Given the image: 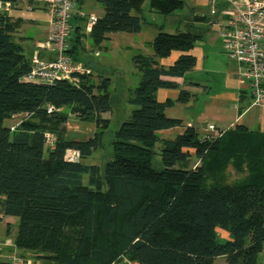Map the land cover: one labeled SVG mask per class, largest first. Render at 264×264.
<instances>
[{"label":"trees","instance_id":"16d2710c","mask_svg":"<svg viewBox=\"0 0 264 264\" xmlns=\"http://www.w3.org/2000/svg\"><path fill=\"white\" fill-rule=\"evenodd\" d=\"M23 1L29 0H0L11 6ZM94 1L104 12L88 34L95 47L108 34H138L145 1L162 15L184 4ZM5 13L0 12V221L17 220L19 250L50 264H114L121 257L131 264H214L219 257L225 264H262L264 132L238 125L216 129L215 136L200 137L193 127L172 140L156 135L183 127L181 120L165 115L173 102L160 103L156 94L179 90L195 66L189 52L200 36L159 31L151 43L152 55L132 58L140 80L127 102L136 109L114 132L113 158L101 173L98 165L84 160L103 146L109 120L102 115L111 111L110 79L100 77L95 84L83 76L78 87L67 81H26L31 62L15 40L17 22ZM81 36L69 40L67 55L73 61ZM173 52L181 55L171 66L159 64ZM188 100L189 93L180 91L178 101ZM49 106L54 111L48 113ZM21 114L28 118L15 130L4 125ZM70 116L94 124L93 136L69 139L65 125ZM47 134L54 137L50 147ZM158 144L160 172L151 165ZM69 150L78 153L77 162L65 160ZM229 168L241 178L229 183ZM217 228L228 231L227 242H216Z\"/></svg>","mask_w":264,"mask_h":264},{"label":"crops","instance_id":"0c3cea01","mask_svg":"<svg viewBox=\"0 0 264 264\" xmlns=\"http://www.w3.org/2000/svg\"><path fill=\"white\" fill-rule=\"evenodd\" d=\"M93 1L76 0V11L72 18L73 31L70 37V39H75L76 36L82 35L81 45L74 57L77 62L86 64L91 72L92 67L89 60L85 59L88 49L84 43L89 33L86 32V21L79 18L77 12L93 14L97 19L101 18L104 14L103 9L101 13L96 14L94 10L96 2ZM198 2L202 6H207V0H198ZM225 9L224 4H220L215 15L211 16L209 13L204 17L209 20L210 30L215 25L217 26L218 31L215 34L202 36L193 33L200 36V40L189 52L195 58V66L185 75L179 90H159L157 92L156 97L160 103L166 100L173 102V105L166 109L165 115L171 119L181 120L183 123V127L157 132L158 138L172 140L181 135L185 127H193L200 137L208 134L215 136L216 133H210L207 130L210 125L220 131L233 130L236 126L243 125L250 130L264 132V109L252 105L249 84L239 74L242 66L227 57L219 37L220 30L227 20L224 15ZM5 14L11 21L17 22L15 40L23 47L25 57L31 59L36 45L47 35L49 27L47 10L42 3L29 0L11 6ZM78 27L79 31H74ZM145 35L142 26L138 34H108L101 46L96 48H105L104 43L110 40L116 49L120 47L144 52L145 46L151 47L154 39V37H145ZM150 52L145 50V53L139 54L152 55ZM180 55L181 53L173 52L169 58L159 60V64L169 67ZM39 57L42 61L49 62L53 59V54L40 52ZM180 91L189 93V100L186 103L178 101Z\"/></svg>","mask_w":264,"mask_h":264},{"label":"rangeland","instance_id":"374dc122","mask_svg":"<svg viewBox=\"0 0 264 264\" xmlns=\"http://www.w3.org/2000/svg\"><path fill=\"white\" fill-rule=\"evenodd\" d=\"M183 2V7L170 15H162L151 11L148 2H143L139 16L142 17L141 26L146 34L145 37H155L159 30L171 35L189 32L201 34L202 36L212 35L218 31L216 25L210 30L208 24L209 20L208 18H204L206 15H209L208 4L207 6H202L199 4L198 0H183ZM94 10L96 14H99L102 12V7L95 3ZM78 13H80V11ZM133 15L138 14L134 13ZM202 18H204V20ZM84 43L88 49L85 53V59L89 60L92 72L86 64L79 61L75 62L85 67L86 76H90L93 83L98 84V79L100 77L108 78L111 81V86L109 88L111 111L102 115L103 119L109 120L108 127L105 129L102 139L103 146L101 149L94 152L92 156L84 160L86 165H98L102 173L105 164L113 158L110 144L113 140L114 132L123 122L130 119L131 112L136 109V107L127 102L130 90L137 87L140 80L138 71L132 62V57L139 53H145V50L151 51L150 53H152V49L147 45L145 47H148V49L144 48V52L135 49L127 50L126 48L120 47L116 49L110 40L104 43L105 48H96L89 37H85ZM119 44L122 46L120 41ZM95 53H97V56H95ZM91 73H93V75ZM27 118L26 114L11 117L5 120L4 125L15 130L17 126L22 121L27 120ZM65 126L67 136L71 140H87L92 137L96 131L94 124L80 122L73 116H70V120ZM53 141L54 137L51 136L46 142V146L50 147ZM160 147V144L156 146L154 153L157 152V154H154L151 160L152 168L156 172H160L163 169V164L159 155L161 150ZM228 175L229 183L241 178V176L237 175L231 168L228 169ZM83 182L85 184L87 183L86 176L83 177ZM17 228V220L14 218H3L0 221V241L6 244L2 247V255L4 258L1 264H50L45 260L36 258L34 253L23 252L16 247L15 238ZM215 232V240L219 244H223L230 239V234L224 229L217 228ZM263 256L264 251L259 256V262L262 264H264ZM114 264H131V262H129L126 257H121ZM214 264H225V260L222 257L216 258Z\"/></svg>","mask_w":264,"mask_h":264},{"label":"built area","instance_id":"2783aa9c","mask_svg":"<svg viewBox=\"0 0 264 264\" xmlns=\"http://www.w3.org/2000/svg\"><path fill=\"white\" fill-rule=\"evenodd\" d=\"M35 1L42 3L47 10L49 27L46 38L36 45L30 59L31 70L25 80L47 85L67 81L78 87L80 77L87 75L86 69L67 55L76 0ZM207 4L211 16L215 15L220 4L226 7L224 15L227 20L219 34L224 52L229 59L242 66L239 74L249 84L252 105L264 109V0H207ZM10 9L9 3L0 2V12H8ZM77 15L86 21V32L90 33L97 17L83 12H77ZM40 52H50L53 59L42 61ZM52 111L54 108L49 106L47 112ZM207 130L210 133L217 132L213 125L208 126ZM49 136L46 135V142ZM77 159V152H66V161L77 162ZM5 245L0 241V264L4 258L2 247Z\"/></svg>","mask_w":264,"mask_h":264}]
</instances>
